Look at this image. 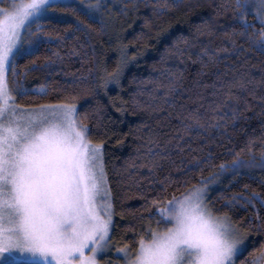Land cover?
Listing matches in <instances>:
<instances>
[{
	"label": "trees",
	"instance_id": "1",
	"mask_svg": "<svg viewBox=\"0 0 264 264\" xmlns=\"http://www.w3.org/2000/svg\"><path fill=\"white\" fill-rule=\"evenodd\" d=\"M162 2L136 0L129 21L117 26L119 31L111 42L96 17L88 19L78 9L85 26L77 30V14L58 6L59 15L37 22L40 42L32 43L18 59L19 78L28 90L19 97L25 107L71 101L81 88L92 90L75 102L90 138L104 144L116 212L112 240L132 247L148 224L146 203L179 196L198 185L201 178L219 175L221 164L253 156L259 159L264 151V101L260 99L264 97L260 83L264 51L238 35L233 46L229 37L233 28L240 30V23L231 13L214 17L216 6L230 0H181L176 7L159 11L156 6ZM210 18H215L219 31L201 35L197 29ZM247 19L255 23L253 15ZM256 27L260 25L256 23ZM32 31L37 32L35 24ZM25 40L34 37L26 34ZM205 48L209 55L215 54L216 61L205 69L206 75H199L200 60L207 62ZM124 53L128 65L119 84L105 86L107 73L117 68ZM181 74L183 79L175 85L179 91L169 93V80ZM242 78L252 81L248 85L255 94L248 97L251 107L245 110L241 101L236 117L229 108L214 111V101L222 95L220 85ZM41 88L47 95L40 93ZM194 109H199L203 127L181 119ZM185 124L192 127L186 129ZM149 137L158 140L156 151L167 157L155 172L150 171L151 162L144 156ZM260 170L233 174L208 196L214 209L227 211L238 225L252 229L247 251L237 264L253 247L264 243V232L255 231L259 217H264V205L259 199L247 202L253 193L264 195V172ZM168 177L174 183L170 184Z\"/></svg>",
	"mask_w": 264,
	"mask_h": 264
},
{
	"label": "snow or ice",
	"instance_id": "2",
	"mask_svg": "<svg viewBox=\"0 0 264 264\" xmlns=\"http://www.w3.org/2000/svg\"><path fill=\"white\" fill-rule=\"evenodd\" d=\"M179 2L163 0L156 7L163 11ZM61 5L77 14V30L85 26L78 9L92 19L105 7L102 0H79L76 7L73 0H0V264H101L99 257L111 248L120 257L116 264H237L247 251L252 229L238 225L227 211L214 209L207 198L211 181L204 178L180 196L146 203L148 224L135 247L112 242L116 212L104 163V144L90 138L75 102L92 90L81 88L71 101L30 107L19 103V97L28 91L17 71L26 34L34 37L29 44L39 43L41 26L37 21ZM228 13L241 25L239 31L232 29L229 39L233 46L238 35L264 51V0H230L216 6L214 17ZM249 15H253L255 23L248 21ZM33 24L37 32L32 31ZM197 31L215 35L219 31L217 21L210 18ZM55 55L59 57V53ZM203 55L207 62L200 60L199 75H206L205 69L216 61L215 54L209 55L207 48ZM127 65L124 53L117 68L107 73L105 86L109 82L119 84ZM182 79V74L170 79L167 91L178 92L175 85ZM250 83L242 78L220 85L222 95L214 101L213 110L219 113L229 108L236 117L241 101L245 110L249 109L248 97L255 96L248 89ZM260 83L264 85V79ZM40 93L47 95L43 88ZM260 99L264 101V97ZM181 119L203 127L199 109L190 110L189 116ZM191 127L185 124L186 129ZM159 146L157 139L149 137L144 156L150 160L152 172L161 168L160 161L167 158L156 151ZM231 167L264 169V151L259 159H237ZM220 169L227 170L224 164ZM167 179L174 183L170 177ZM254 199L264 205V195L253 193L247 202ZM259 220L257 233L264 232V217ZM107 264L113 262L109 260ZM240 264H264V243L253 247Z\"/></svg>",
	"mask_w": 264,
	"mask_h": 264
},
{
	"label": "rangeland",
	"instance_id": "3",
	"mask_svg": "<svg viewBox=\"0 0 264 264\" xmlns=\"http://www.w3.org/2000/svg\"><path fill=\"white\" fill-rule=\"evenodd\" d=\"M87 2H94V0H86V3ZM102 2L105 5V7L102 8L99 12L94 13V17H96L104 24L105 28L107 29V33L109 35L108 42H111L115 37V33L118 32L119 28L122 27L120 25L127 24V22L129 21L132 13V6L136 2V0H102ZM73 5L76 6L79 5V0H73ZM59 13L60 11L56 7H54L53 9H50L47 17L56 16L59 15ZM117 26L119 28H117ZM31 48H32V44H29L28 41L25 40V43L23 44V51H28ZM231 165L232 164L225 165L227 170L220 172L219 175L215 176L216 177L215 179H213L212 177L209 180H207V181H211L208 183L207 198L212 191L220 188L225 183V181L228 180L233 174L241 173V172L251 173L254 172L255 170L261 169L259 167H255V168L244 167L238 170H233ZM260 171L264 172V169H261ZM114 217H113V224L115 221ZM112 242L114 244L123 246L122 244L115 243L113 240ZM99 259L101 260V264H107L109 260H111L113 264H116V262L120 259V257L117 255L115 248H111L106 253L102 254L99 257Z\"/></svg>",
	"mask_w": 264,
	"mask_h": 264
}]
</instances>
